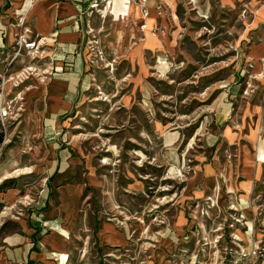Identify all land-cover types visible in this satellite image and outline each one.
<instances>
[{"label":"rangeland","instance_id":"obj_1","mask_svg":"<svg viewBox=\"0 0 264 264\" xmlns=\"http://www.w3.org/2000/svg\"><path fill=\"white\" fill-rule=\"evenodd\" d=\"M148 2L100 0L60 135L42 49L0 78V264H264V0ZM60 156L82 194L53 223Z\"/></svg>","mask_w":264,"mask_h":264},{"label":"crops","instance_id":"obj_2","mask_svg":"<svg viewBox=\"0 0 264 264\" xmlns=\"http://www.w3.org/2000/svg\"><path fill=\"white\" fill-rule=\"evenodd\" d=\"M17 1L0 0V61L4 62L7 57L16 33L26 31L32 39H43L42 67L45 71L40 80L46 85V94L40 99L39 108L41 129L49 139L70 127L86 91L85 73L89 67L82 54L90 37L86 34L84 18L94 0ZM151 3L149 0L148 4ZM24 63L30 64V60L22 55L15 64L22 67ZM54 164L55 171L50 175L57 194L54 205L58 200L60 204L53 212V223L59 220L56 219L59 213L63 217L73 213L82 194L81 184L74 182L78 163L60 156Z\"/></svg>","mask_w":264,"mask_h":264},{"label":"built area","instance_id":"obj_3","mask_svg":"<svg viewBox=\"0 0 264 264\" xmlns=\"http://www.w3.org/2000/svg\"><path fill=\"white\" fill-rule=\"evenodd\" d=\"M100 0H94L91 2L89 9L86 13V17L84 18V24L86 28V34L90 35L91 32H93L92 26H91V20L90 17L93 14L94 11L97 13L101 12L102 9H100ZM81 21H83V17L80 16ZM41 39H32L26 31L18 32L15 35V41L14 44L11 47V50L8 53V57H11V62L5 67L3 75L0 74V78L3 80L2 86H4L9 82H12L14 85L23 83L26 79L29 78L30 72L33 71V66L28 65L27 67H24L20 72H14L13 71V65L12 63L16 61L20 56L24 53H27V55H30L33 59L38 57V53L41 50Z\"/></svg>","mask_w":264,"mask_h":264},{"label":"bare ground","instance_id":"obj_4","mask_svg":"<svg viewBox=\"0 0 264 264\" xmlns=\"http://www.w3.org/2000/svg\"><path fill=\"white\" fill-rule=\"evenodd\" d=\"M170 1H172V3L175 5V3L173 2V0H170ZM130 6H132V5H130ZM122 7V6H121ZM128 10H129V6H125L124 7V13L123 14H126L127 12H128ZM146 27V26H145ZM44 43V42H43ZM23 173H26V172H24V170H21V171H19V174H23Z\"/></svg>","mask_w":264,"mask_h":264},{"label":"trees","instance_id":"obj_5","mask_svg":"<svg viewBox=\"0 0 264 264\" xmlns=\"http://www.w3.org/2000/svg\"><path fill=\"white\" fill-rule=\"evenodd\" d=\"M1 126V125H0ZM1 128V127H0ZM0 144L3 142V130L0 129ZM29 264H35L32 260L29 261Z\"/></svg>","mask_w":264,"mask_h":264}]
</instances>
